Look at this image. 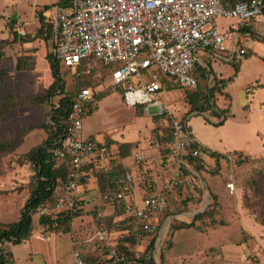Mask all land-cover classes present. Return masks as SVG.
<instances>
[{"label":"rangeland","instance_id":"374dc122","mask_svg":"<svg viewBox=\"0 0 264 264\" xmlns=\"http://www.w3.org/2000/svg\"><path fill=\"white\" fill-rule=\"evenodd\" d=\"M34 1L0 0V38L9 35L8 40H0V100L9 93L18 97L43 93L53 80L46 57V54L52 51L49 39L39 43L37 47L33 46L31 50L34 53L33 70L15 69L17 56L25 54L27 50L23 47L32 43L23 46L18 35L13 41L14 33H10L7 28L6 18L26 20L25 27L32 29L31 2ZM36 1L48 3L53 0ZM208 25H214L218 31L227 34L224 44L229 54L232 55L233 49L238 51L239 47H244L246 52L238 60L237 58L228 60L216 55L209 57L208 53L199 50L202 62L199 69H211L209 77L212 76V79L214 75L216 79L231 77L233 81L221 87V92L216 91L211 96L216 108L208 109L211 117L203 112L188 113L190 104L186 92L177 86L171 91L177 100L169 107L174 114L186 117L191 132L201 131L207 137L206 140H209L206 141L208 146L226 156L225 159L229 153H244L243 151L261 156H249V161L235 169L236 190L233 194L225 189L220 169L208 166L205 169H197L198 175L194 176L184 171V183L171 189L168 195V212L173 214L165 215L167 227L162 229L157 244L154 243L153 248L149 250L150 252L146 251V254L150 253L156 264H264V223H260L259 220L262 219L264 222V61L260 58L264 56V14L255 17L250 33L239 32L236 29V25H239L237 19L226 15L215 16L206 26ZM41 39L43 40L42 37ZM58 63V73L64 82L63 88L72 94L75 90L73 71L66 69L61 62ZM99 71L100 85L95 86L93 90L104 88L105 90L98 96L105 93L108 95L99 101L96 109L84 117V134H90L96 140H104L107 143L112 142L107 136L119 141L132 140V145L136 146L141 156L146 157L152 146L157 143L156 135L167 133L168 120L162 117L158 122L157 118H154L159 114L156 106H147L145 112L141 107L133 108L126 105L121 100V93L117 87H109L111 80L108 74L102 69ZM200 73L201 71L197 70V76ZM209 77L205 76L207 83L212 85L213 80L208 81ZM261 84L263 86H257ZM198 86L201 89L205 88V91L207 89L203 79L199 81ZM56 99L57 96L52 98L53 101ZM228 109L230 115L222 123L215 124L221 120V116H216L212 110L219 113ZM47 111V106L25 107L10 112L1 119V123L10 125L17 134L24 123H40L44 120ZM45 138L46 132L38 128L23 136L13 150L0 151L1 225L19 218L23 204L35 185V172L26 161L25 154L41 144ZM238 138L241 141L238 142ZM6 139H8L6 131L0 128V141ZM116 146L119 152L118 141ZM59 164L58 161L55 166L58 167ZM168 174L169 171L163 173L162 184L165 183ZM102 175H104L102 170L93 169L83 178L78 188V213L73 218L74 221L73 219L71 221L75 223H70L67 233H63L65 225L56 229L55 250L57 259L62 260L61 264L70 262L69 237L74 241L82 240L84 244H89L100 226L108 229V239L112 244H115L121 235V230L115 222L123 220L124 216L119 214V210L111 201L103 198ZM60 190L58 187V193ZM210 193L215 194V199L210 197ZM199 212L204 213L194 222V227L176 231L173 227L168 228L173 221L189 222ZM211 218L222 221L223 224L211 225ZM32 220L35 231L31 235L36 232H50L45 226L38 225L37 213L32 216ZM125 223L129 224V221H124L123 225H126ZM134 242L131 248L143 251L147 240L143 237L139 245H135ZM7 248L13 252V264H46V257L43 254L28 258L27 243L12 244ZM89 248L86 250L87 253L92 251L91 247ZM162 254L163 263L160 260Z\"/></svg>","mask_w":264,"mask_h":264},{"label":"built area","instance_id":"2783aa9c","mask_svg":"<svg viewBox=\"0 0 264 264\" xmlns=\"http://www.w3.org/2000/svg\"><path fill=\"white\" fill-rule=\"evenodd\" d=\"M57 1L55 22L58 40L53 49L54 59L73 69L76 76L90 73L89 68L82 66L85 59H98L111 66L110 85L121 88V97L126 105H143L145 112L147 106H156L159 114L171 117L170 169L165 187L171 190L183 183L180 167L187 166L185 155L198 157L207 164L215 162L209 149L193 136L186 117L175 115L168 106L166 97L171 89L163 85L162 78L174 80L183 91H191L197 88L194 73L197 65L202 63L199 50L208 53L209 57L242 58L246 52L244 47H239L238 51L233 49L232 55L224 57L221 52L227 50L224 44L227 34L218 31L214 25H206L217 15L234 17L239 25H248L261 13L263 0H236L231 7H225L221 0ZM19 34L24 35L25 31L19 30ZM207 71L205 76L209 77ZM211 80L212 76L208 81ZM93 98L91 87L74 91L67 124L58 144L51 149L55 157L69 164L67 176L59 186L64 195L56 198L55 210L77 211L78 188L86 171H107L113 164L114 155L110 148L83 134V119ZM132 158L134 163H138L142 156L135 151ZM227 160L230 167L226 173L225 188L233 194L236 190L238 154L229 153ZM103 198L111 202L124 200L125 216L134 221L135 245H139L143 237L146 240L154 237L157 244L158 235L168 224L165 220L161 221L167 207L164 191L138 195L134 175L128 172L125 174V185L116 189L109 186ZM47 211L48 208L42 206L39 214ZM107 234L106 228H98L93 237L96 247L110 264H120L127 255L121 254L107 241ZM132 253L137 258L141 251L132 248ZM72 256L74 264H84L78 249H72Z\"/></svg>","mask_w":264,"mask_h":264},{"label":"trees","instance_id":"16d2710c","mask_svg":"<svg viewBox=\"0 0 264 264\" xmlns=\"http://www.w3.org/2000/svg\"><path fill=\"white\" fill-rule=\"evenodd\" d=\"M225 7H231L236 0H221ZM59 3V2H58ZM264 14V0L261 7V13ZM255 19H251L248 25L240 24L236 29L239 32L250 33V27L252 22ZM17 34L14 33L13 41L16 40ZM27 32L24 35L20 36L22 42L30 40L29 36H26ZM40 36L45 40H50L52 43V51L46 54V57L49 62V66L51 69V74L53 77L52 82L48 85V88L45 92L32 95L30 97H18L9 93L3 96L0 100V128H3L6 131V135L8 139L0 141V151H11L13 150L19 140L23 137L31 133L33 130L42 128L46 132V138L42 141L41 144L36 145L32 149L26 152V161H28L35 172V185L31 189L30 194L26 201L23 204V207L20 211L19 218L11 223L1 225L0 224V264H12L13 258L11 251L8 250L9 244H19L24 240L28 239L31 233L35 231L33 226L32 216L37 213L38 214V225L45 226L50 232L56 233V229L65 225L66 227L63 229V233L69 232V225L72 219L77 215V211L72 212L69 209H62V210H55L54 204L57 197L64 195V192L60 190L58 193V187L62 184L63 180L67 176V172L69 169V164L66 160L60 159L55 157L52 154V147H55L58 144V140L63 134L65 126L67 124V116L70 110L71 99L73 97V93L70 94L64 90L63 85L64 82L62 77L59 76L58 69L59 63L57 59H54L53 49L56 46V42L58 37L56 33L54 34L53 31V23L49 20H44L40 18V27L38 28V32L33 37ZM223 54H227L228 50L221 52ZM264 61V56L260 57ZM83 67H87L90 70L88 75L82 76H74V88L79 89L81 87H91L92 89L95 86L100 85L98 81V76H100V69L103 70L106 74L110 73L111 66L105 65L98 59L93 57H89L82 62ZM34 68V57L33 55L29 54H22L17 56L15 62V69L17 71H31ZM200 64L197 65L196 71L194 73L197 79V88L195 90H186V98L188 103L190 104L189 111L194 112H209L210 107L212 109L215 108L214 102L211 96L216 92H221V87L226 86L229 82H232L233 79L228 77L227 79H216V76L213 75V84L209 85L207 83V79L205 78V72L207 69L202 68L203 70L199 69ZM238 69V68H237ZM70 70V69H69ZM200 70L201 73L197 76L196 72ZM237 71V70H236ZM211 74V69L207 71ZM163 85H167L169 88L177 86V83L174 80L168 78H162ZM203 79L207 84V89H201L199 85V81ZM257 86H263L257 85ZM111 87V86H109ZM112 88V87H111ZM117 89L122 92L120 87ZM74 90V91H75ZM105 89L95 92L94 101H98L106 94H102L98 96L99 93L103 92ZM73 91V92H74ZM57 96L56 101H53L52 98ZM98 96V97H97ZM226 96H228L226 94ZM29 106H36V107H44L47 106L48 111L45 114L44 120L40 123H24L21 127V131L15 134L12 127L8 124L3 125L1 123V119L8 115L10 112H14L17 110H21L25 107ZM136 107H141L144 109L143 105H136ZM94 109H96V105L91 103L87 106L86 115L91 113ZM216 116H221V120L217 121L215 124L222 123L228 115H230L229 109L226 111H220L219 113L212 110ZM19 112V111H18ZM210 114V112H209ZM85 115V116H86ZM166 117L169 122L167 133H161L156 135V142H157V149L155 156L158 159V163L155 164L154 167H146L147 165V158L142 157V159L138 163H134L136 166V180H137V189L136 192L138 195L143 196L146 193L155 190H162L166 195L167 200V207L164 213L161 216V221H164L165 215H170L173 213L168 212V195L170 193V189L165 187V183L162 184V175L165 171H169L170 169V162L168 161V154L170 143L172 141L171 138V127H170V119L169 115L164 113L155 115L154 118H162ZM103 144L107 145V142H103ZM136 146L132 145V142H125L119 143V152H117L123 157L128 156L130 154V149L135 148ZM124 151L125 153H123ZM211 156L214 158L215 162L213 164H207L201 161L198 157H193L191 155H185L184 159L187 162V166L181 165L180 169L181 172L184 174V171L187 174L194 176L198 175L197 169H205L208 166H212L216 169H220L221 173L223 174V185L225 187V180H226V173L230 167L229 162L226 156L210 150ZM114 157L116 153H113ZM238 166L243 165L245 162L250 160L249 154L238 152ZM261 160V159H259ZM59 161L58 167L55 166V163ZM255 161V160H254ZM253 162V161H251ZM195 166V167H193ZM196 168V170H195ZM92 170H89L91 173ZM104 175L103 177V189L104 193L108 190L109 186L113 189H116L118 186L125 185V174L129 172L125 168H120L114 163L112 164L111 168L107 171H102ZM185 181V176L183 183ZM182 183V184H183ZM180 184L179 186H181ZM176 186V187H179ZM150 187H152L150 189ZM175 188V187H174ZM226 189V188H225ZM227 190V189H226ZM57 191V192H56ZM228 192V191H227ZM103 193V194H104ZM79 197V194H78ZM210 197L215 199V194L210 193ZM79 201V198H78ZM114 207L119 210V214L123 215V220H119L115 222L117 226H119L121 230V235L118 237L117 242L112 244L108 239L109 234H107V241L114 245V247L123 255H127V258L122 261L120 264H156L153 256L149 253L146 254V251H149L153 248L155 239L154 237L147 240L146 244L144 245L143 251H141L139 257H134L132 253L131 245L135 241V227L134 221L131 217L125 216L124 213V200H114L112 202ZM42 206H46L48 211L43 214H39V209ZM78 210V209H77ZM204 212L196 213L193 218L189 221H173L169 224L168 228L181 230V229H189L194 227V222L201 218ZM118 214V213H117ZM56 216L53 218V216ZM259 217V215H258ZM261 218V217H260ZM128 220L129 224L123 222ZM260 223H264L262 219H259ZM223 224L222 221H217L214 218H211L210 224ZM106 228V227H105ZM108 231V229H107ZM109 232V231H108ZM80 246H74L75 249L80 251L81 257L83 259L84 264H110V261L106 258H103L101 253L98 251L96 247V240L93 238L90 240L91 243L84 244L82 240H79ZM91 253H87L86 250L90 249ZM86 252V253H85ZM150 252V251H149ZM163 254L161 255V263H163Z\"/></svg>","mask_w":264,"mask_h":264},{"label":"crops","instance_id":"0c3cea01","mask_svg":"<svg viewBox=\"0 0 264 264\" xmlns=\"http://www.w3.org/2000/svg\"><path fill=\"white\" fill-rule=\"evenodd\" d=\"M58 5H59V3H58L57 0H53V1H50L48 3H46V2H43V3L42 2H37L36 0L33 3L31 2L32 18L30 20V23H32V25H33L32 29L31 28L30 29L29 28L27 29L25 27V21L26 20H20V19L10 18V17H7L6 18V26L11 31L10 33H15L17 35H20L19 34V30H24L25 32H27V34H29L30 40L22 42L23 46L26 43H32V45H29L27 47L26 46L23 47L24 49L27 50V52H25V54L34 55V53L31 51L32 48H34L33 46H36L37 47L39 43L45 42V39L43 38V40H42L40 36L33 37L36 34V32H38V28L40 27V18L41 19H44V20H49L50 22H52L53 23V31H54V34L56 33L57 26H56V22H55V15H56V10H57V6ZM53 6H54V12H52ZM30 23H27V24H30ZM8 38H9V35L8 36H5L4 38H0V40H8ZM224 57H228L227 54H224ZM66 69H69V68H66ZM70 70L73 71V69H70ZM73 75L76 76L74 74V72H73ZM108 77H109V74H108ZM111 87L113 88V86H111ZM103 89L104 88H102V89H100L98 91H96V90L94 91L93 90L94 95H95V92H99V91H101ZM169 89H171V91L172 90H175V89H173V87L172 88H169ZM107 95L108 94H106V96ZM106 96H104V97H106ZM100 100H98L96 102V101H94V98H93V100L89 104L93 103V104L96 105V108H97L98 107V103H99ZM121 100H122V97H121ZM175 100H177V98H176L175 94H173L171 92L166 97V102H169L168 103V106L170 104L174 103ZM133 108H135V107H133ZM214 109H216V108H214ZM203 113L205 115L211 117L210 114H208V112H203ZM177 115H179V114H177ZM163 118H166V117L164 116ZM157 121H158V119H157ZM83 125H84V123H83ZM83 134H84V132H83ZM192 134L205 147H207L208 149L210 148L212 151L217 152L216 150H213V148H211L210 146H208L209 144H207L206 141H209V140H206L207 137L203 133H201V131L197 130L196 132H193ZM84 135L85 136L93 137L90 134H84ZM108 137H109L110 140H112V142L109 141V143H107L108 144V147L110 148V150L112 151V153H116V156H117V152H118L117 151L118 149H117V146H116V142L117 141L119 143L132 142V140H130V141H122V140L119 141L118 139L113 138L112 136H107V138ZM239 141H241L240 138H238V142ZM100 142L103 143L105 141L103 140V141H100ZM156 145L157 144L155 143L152 146L151 151H149L150 153L146 156V157H148V156L150 157V158H147V165H146V167L152 168V167L155 166L156 163H158V159L156 158L157 156H155L156 149H157ZM240 146H238V147H240ZM212 147H215V146H212ZM137 150H138L137 148L130 149V154L128 156H123V157L118 153V156L117 157H114V160H113V163L115 165H117L120 168H125L126 170H129V172H131L134 175V182H135V188L136 189H137V181H136V178H135L136 177V166L134 165L133 158H132V154L135 151H137ZM122 152L125 153L124 151H122ZM243 152L245 154H249V155H253V156H261V154L260 155H254V154L247 153L246 151H243ZM88 174H90V173L87 170L86 171V175H88ZM73 221H74V219H73ZM71 223H73V222H71ZM55 236H56V233H53V232H48V233L36 232V233L30 235L28 239H26V240L23 241L24 245L27 243V246H28V250H27V256H28V258H31L32 259L33 256H35L37 254H43L46 257L45 258L46 264H61L60 262L62 260L59 261L57 259L58 256H57L56 250H55V247H56L55 242H54ZM69 240H70V246H71L70 252L68 254L69 257H70L69 264H74V259H73V256H72V249L76 245L77 246H80V242H79V240L74 241L70 237H69ZM9 246L11 247L12 244H9L8 247ZM8 250L11 251L12 258H13L12 259L13 260L12 262H14L13 252H12L11 249H8Z\"/></svg>","mask_w":264,"mask_h":264}]
</instances>
